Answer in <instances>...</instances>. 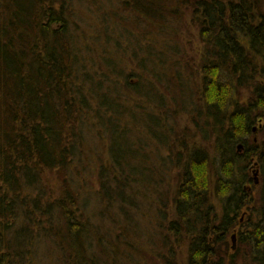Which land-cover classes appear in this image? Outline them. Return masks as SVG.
<instances>
[{"label":"trees","instance_id":"1","mask_svg":"<svg viewBox=\"0 0 264 264\" xmlns=\"http://www.w3.org/2000/svg\"><path fill=\"white\" fill-rule=\"evenodd\" d=\"M187 12L203 44L201 122L210 119L217 129L212 155L184 138V153L171 150L181 173L166 236L176 243L187 237L188 264L231 263L219 246L249 206L238 236L247 247L242 264H264V125L261 140L250 138L264 119V0H0V264H117L114 248L130 247L131 210L143 205V191L159 194L163 180L147 166L138 135L140 128L154 133L158 118L122 111L120 76L123 96L137 84L119 68L117 53L108 54L140 49L143 57H156L154 76L171 70L170 56L185 49L167 40L168 27L158 20L182 21ZM92 17L95 25L85 21ZM144 33L149 37L142 39ZM143 59L140 66L150 64ZM148 117L154 124L145 123ZM96 125L104 134L102 157L90 169L95 162L83 139ZM251 159L260 169L254 195L247 187ZM46 170L58 175V186L44 177ZM84 173L98 184L86 194ZM106 213L110 232L91 222V215ZM109 235L117 245L108 258ZM40 250L48 254L45 263ZM173 255L163 264H178Z\"/></svg>","mask_w":264,"mask_h":264},{"label":"rangeland","instance_id":"2","mask_svg":"<svg viewBox=\"0 0 264 264\" xmlns=\"http://www.w3.org/2000/svg\"><path fill=\"white\" fill-rule=\"evenodd\" d=\"M190 16V13L187 12L182 21L181 19L172 22L158 20L160 26L168 27L167 34H165L167 40L170 43H178L183 49H185L182 54L173 53V55L170 56L172 63L175 60L172 64L171 70L170 68L166 71L162 70L160 75L154 76V72L159 71L157 70V66L153 64L156 57L144 55V58L140 49L139 52L138 49L136 50L137 54L126 53L122 51V49H114L112 50V53L108 54L109 57L112 58L114 53H117L115 54V57H119V68L126 69V72L129 73L131 79L130 83L134 85L137 84L135 89H130L131 92L129 91L128 95L123 96L125 91V88L122 89L124 86V78L123 76H120L119 81L121 82L116 87V91H120L119 96L122 111L131 110L135 113L143 114L144 116L152 114L156 115L158 118V121H156L155 124L154 122H151L152 118H146L145 123H148V126L154 124V133H147L145 131L141 132V128L139 133H136H138L139 137L144 140L141 146L143 147V150H145L144 157L146 158L147 166L154 167L156 169L155 174L158 176L162 175L163 177V180L159 181V194L157 193L154 195L149 191H143V194L146 195L145 201L144 199L142 200L141 197L143 205L133 206V209L131 210L133 212L128 218V230L126 233L130 247H127L120 242L118 243L119 248H114L119 254L117 264H163V260L172 258L173 254V258L176 259L178 264H188L187 253L189 242L186 239L187 237H182L176 243L175 239L172 240L171 232L168 235L171 236L170 238L166 236L168 234L166 227L172 218H175L172 201L176 193L179 175L181 173V165L177 164V156L172 155L171 150L173 148L175 152L181 151L184 153L185 150L182 147L184 143L182 139L184 138L186 143L189 144V147L195 145L196 148L204 150L212 155L215 140L214 130L217 129L216 125L210 119L207 120L208 123L205 125L201 122L205 112L201 108L202 102L199 100L201 97V80L197 70V64L201 59L203 44L199 39L198 30L196 29V26L193 25ZM95 18L96 17L90 18V21H88L89 19H85V21L88 24L91 23V25H95L97 22V19ZM169 22L172 24L170 23L169 26L166 25V23L168 24ZM141 28L143 27L141 26ZM87 32L90 31L88 30ZM146 37H149V35L144 33L142 39H146ZM173 57L177 59H174ZM141 59L145 62L150 61V64L147 66H140L139 61ZM185 61L190 62L189 65L191 66V69L189 67L185 70ZM152 70L155 71L152 72ZM177 71L179 72V75L174 77V75L178 73ZM110 76L113 77V73H110ZM120 87L121 90L118 89ZM185 87L189 88L186 89ZM243 95V98L247 97L246 95H248V93L246 90ZM186 100H188L189 103H184ZM187 103L188 105H186ZM196 110H200L201 115H197ZM124 116L125 119L128 114L125 113ZM129 119L130 118L127 117L126 120ZM263 125L264 119H259L254 125L252 130L253 135L250 137L254 142H256V138L257 140H261L263 137L262 134L259 133ZM105 128L106 127H104L103 130ZM90 130V137H85L83 142L84 146H86L85 148H87L86 151L91 154V160L95 162H90L91 169L101 160H99V158L102 157L101 150L104 142L103 136L101 135L104 134L98 125L91 127ZM133 139L134 138H131V140ZM242 149V145L240 148L237 147L238 152H241ZM250 162L247 170L249 180L251 181L247 185L249 188L248 191L253 189V186H258L260 180V169L256 159H251ZM82 175L84 178H81L83 180L80 184H85L86 187L83 190L85 194L88 193L90 188L96 189L98 187L92 174L84 173ZM57 176L56 173L50 170L44 172V177L48 179L51 186L54 187L58 186L56 181ZM158 180H160V178H158ZM85 181H87V183H85ZM54 190L57 193V188H54ZM250 194L254 195V191H250ZM160 196H162L163 201H161L162 199ZM213 202L216 213L218 217H220L221 207L217 200H213ZM91 206L89 207V210L91 209ZM249 214L250 207H243V209L237 214L236 222L233 227H231L225 234L224 244L219 246V251L221 253L226 250L228 255L233 256V261L231 260L230 263L229 260L226 264H242L243 262L242 258L247 247L242 244L240 245L238 236L242 230V224H245L248 220ZM108 215H110V213H106L103 217H100L99 215H91V222H95L100 231L108 229V232H110L109 219L111 218ZM116 231H118L117 228ZM115 233L116 232L111 233L112 236ZM163 236L168 238L167 243L162 239ZM106 239L107 243L104 249L108 252L104 251L103 255L108 256L109 258L113 249L112 244L117 241H114V238H111L110 235L109 238ZM115 245H117V243H115ZM108 246L109 248H107ZM40 251L41 252L38 255H41V253L45 254V260L42 262L45 263L48 254L45 253V250ZM96 251H98V249H96ZM100 256H102V254H100ZM52 263L54 262L52 261Z\"/></svg>","mask_w":264,"mask_h":264},{"label":"water","instance_id":"3","mask_svg":"<svg viewBox=\"0 0 264 264\" xmlns=\"http://www.w3.org/2000/svg\"><path fill=\"white\" fill-rule=\"evenodd\" d=\"M241 147V145H238V148H240ZM256 174V173H255ZM256 182H257V180H256Z\"/></svg>","mask_w":264,"mask_h":264}]
</instances>
